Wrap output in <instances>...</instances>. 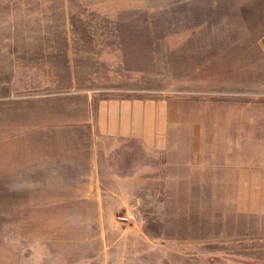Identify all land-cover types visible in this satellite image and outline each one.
<instances>
[{
    "label": "rangeland",
    "instance_id": "obj_1",
    "mask_svg": "<svg viewBox=\"0 0 264 264\" xmlns=\"http://www.w3.org/2000/svg\"><path fill=\"white\" fill-rule=\"evenodd\" d=\"M263 32L264 0H0V264H264V219L232 210L255 189L218 185L264 144ZM110 99L166 138L91 135ZM91 148L105 187L56 186Z\"/></svg>",
    "mask_w": 264,
    "mask_h": 264
},
{
    "label": "crops",
    "instance_id": "obj_2",
    "mask_svg": "<svg viewBox=\"0 0 264 264\" xmlns=\"http://www.w3.org/2000/svg\"><path fill=\"white\" fill-rule=\"evenodd\" d=\"M260 42L264 49V32L261 35ZM151 101L141 99H120V100H100L96 105V116L94 118L95 132L91 135L95 137H112V138H135L146 145L151 147L153 141L160 143L161 140L166 138V133L152 131V111ZM163 120L164 118L162 119ZM93 124V123H92ZM243 136V137H242ZM245 135L240 134V140H245ZM261 145V146H260ZM257 144L255 153H248L243 147H247V143L240 142V153L234 154L233 157H223L224 164H231V179L228 180L227 173L224 178H218L222 184H218L224 188H243L255 189V198L253 199L244 196L247 200V206H239L232 209L239 213H256L258 218L264 219V144ZM67 155V154H66ZM80 160L72 158L59 159L56 163L59 165L57 172L59 179L66 180L70 183L59 184L56 186L61 187H83L88 189H100L105 187L103 175H101V165L106 162L110 164V168H115L116 163L105 160V153L100 154L97 149H89L81 153ZM107 156V154H106ZM194 158V156H193ZM192 158V160H193ZM214 160V159H213ZM220 162V159L218 160ZM209 164L212 162L208 160ZM61 167V168H60ZM227 170L226 168L224 169ZM40 172V171H39ZM129 174H120L115 172L113 179L117 184L124 179L129 178ZM212 178V176H211ZM230 181L231 183H228ZM216 182V177H214ZM52 186V185H49ZM120 186V183L118 184ZM211 186H216L212 183ZM257 189H260V191ZM242 198V197H241ZM255 200V201H253ZM101 198L98 197L96 203H100ZM255 204V205H253ZM262 215V216H260ZM223 264H258L249 262L242 259L227 258Z\"/></svg>",
    "mask_w": 264,
    "mask_h": 264
},
{
    "label": "built area",
    "instance_id": "obj_3",
    "mask_svg": "<svg viewBox=\"0 0 264 264\" xmlns=\"http://www.w3.org/2000/svg\"><path fill=\"white\" fill-rule=\"evenodd\" d=\"M117 216L121 219H128V218H131V213L130 211L129 212L124 211V213L118 214Z\"/></svg>",
    "mask_w": 264,
    "mask_h": 264
}]
</instances>
